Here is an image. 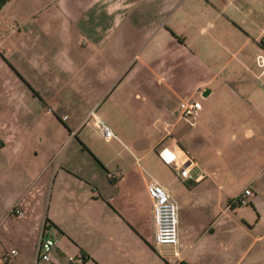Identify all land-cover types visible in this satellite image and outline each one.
<instances>
[{
	"label": "crops",
	"instance_id": "1",
	"mask_svg": "<svg viewBox=\"0 0 264 264\" xmlns=\"http://www.w3.org/2000/svg\"><path fill=\"white\" fill-rule=\"evenodd\" d=\"M263 42L264 0H7L0 264H31L43 224L60 235L53 264L76 253L82 264L261 261ZM189 100L201 103L193 123L179 116ZM163 146L189 157V175ZM153 178L178 204L179 255L155 242Z\"/></svg>",
	"mask_w": 264,
	"mask_h": 264
},
{
	"label": "built area",
	"instance_id": "2",
	"mask_svg": "<svg viewBox=\"0 0 264 264\" xmlns=\"http://www.w3.org/2000/svg\"><path fill=\"white\" fill-rule=\"evenodd\" d=\"M201 107V103L197 100L182 101L180 103L179 116L193 123L197 109ZM90 114L94 117V123L105 138L116 137L112 128L95 114L94 109L90 110ZM159 155L171 165L172 169L181 176H187L190 173L188 156H178L167 146L161 147ZM147 191L153 200V216L155 222V242L157 244H170L174 247V254L179 255V214L178 204L172 197L170 191L162 185L157 179L153 178L147 183ZM250 187H246L243 193L236 198V202L247 201V196L252 194ZM10 214L21 217L25 215V211L15 206L10 210ZM60 242V235H48L45 233L44 224L40 227L35 253L31 264H53L52 259L56 253L57 246ZM15 247L9 248L3 255L4 261H9L18 254ZM67 264H82L85 257L82 253L66 254Z\"/></svg>",
	"mask_w": 264,
	"mask_h": 264
},
{
	"label": "rangeland",
	"instance_id": "3",
	"mask_svg": "<svg viewBox=\"0 0 264 264\" xmlns=\"http://www.w3.org/2000/svg\"><path fill=\"white\" fill-rule=\"evenodd\" d=\"M240 205L247 206V208L245 209L246 213L253 209V206L251 204H249L247 201L241 202ZM257 264H264V257L261 259V261L257 262Z\"/></svg>",
	"mask_w": 264,
	"mask_h": 264
},
{
	"label": "trees",
	"instance_id": "4",
	"mask_svg": "<svg viewBox=\"0 0 264 264\" xmlns=\"http://www.w3.org/2000/svg\"><path fill=\"white\" fill-rule=\"evenodd\" d=\"M7 0H0V8L3 6V4L6 2ZM264 43V42H263ZM83 254V253H82ZM83 256L86 259V255L83 254ZM184 264V263H183Z\"/></svg>",
	"mask_w": 264,
	"mask_h": 264
}]
</instances>
